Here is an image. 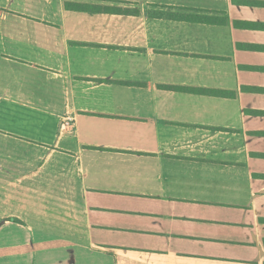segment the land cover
Here are the masks:
<instances>
[{"label": "crops", "instance_id": "0c3cea01", "mask_svg": "<svg viewBox=\"0 0 264 264\" xmlns=\"http://www.w3.org/2000/svg\"><path fill=\"white\" fill-rule=\"evenodd\" d=\"M0 264H264V0H0Z\"/></svg>", "mask_w": 264, "mask_h": 264}, {"label": "built area", "instance_id": "2783aa9c", "mask_svg": "<svg viewBox=\"0 0 264 264\" xmlns=\"http://www.w3.org/2000/svg\"><path fill=\"white\" fill-rule=\"evenodd\" d=\"M73 123V118L68 116L66 118L63 119V129L65 130L69 125H71Z\"/></svg>", "mask_w": 264, "mask_h": 264}]
</instances>
